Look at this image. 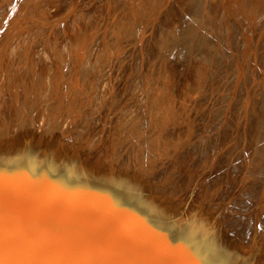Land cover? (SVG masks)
<instances>
[{
	"label": "bare ground",
	"instance_id": "1",
	"mask_svg": "<svg viewBox=\"0 0 264 264\" xmlns=\"http://www.w3.org/2000/svg\"><path fill=\"white\" fill-rule=\"evenodd\" d=\"M16 1L20 3L17 4L13 2L14 3L13 4L11 2V4L9 3L8 6L5 7V5H3L4 8H0V31L6 24H12L15 16L14 18H9V13L11 11L13 12V15L19 14L21 16L22 15L24 16V14L27 13V16H29L30 14H32V9L34 10L39 6L38 4V6L36 7L37 4H33L34 2H32V0H21V1L16 0ZM124 1L125 0H111V4H110L111 8L109 9L108 1L105 0L103 3H101V8L94 9L92 11L88 10V11L80 12L78 14L79 16L78 21H76L74 17V19L72 20L74 21V23L72 24V26L70 25L71 27L70 26L68 27V30L59 31L58 29L56 31L55 37L61 36L62 38V35L59 34H63V37L66 38L65 35L70 36L69 33H72L73 30L74 31L77 30L76 34L78 37L74 35L76 42L74 43V45H72V48L68 50L63 45L54 42L55 48L58 49L57 56L56 57L54 56L56 58L54 68L50 65L49 67H45L44 65L40 64L38 58H36L33 52L34 41L33 43H31L32 45L30 44L26 45V43L24 44L23 42H21L19 47L17 46L15 47L17 49L16 53H18L19 50L20 51L22 50V53L20 52L21 57L19 56L21 59L19 60L21 61L20 63L22 64L24 62H27L26 67L23 69L25 72L23 73L22 70V74L24 77L22 76L20 77L21 82L17 85V87L14 86V88L12 89V84L9 77L6 78L4 85L3 80L0 76V173H3L9 179L14 180L16 182V191L18 192L19 195L13 201L12 209L19 227L28 232H34L48 236L53 242L57 244H62L66 241L79 242L80 236L82 235L87 236L90 238L92 243H94L98 248L103 249L105 251L107 259L121 262V264H264V245H263L264 238L260 240L261 243L259 245L254 246L253 244L249 245L247 243H243L241 240L238 241V239H233L232 236L229 235V233H227V231L226 232L223 231L222 229L224 226L223 223H219L214 227V229L212 227H209L208 226V223L210 222L209 216L213 211L211 207L209 206L205 207L200 213H198V215H196L201 221L206 223H204L205 225L204 229H200L199 231L193 233L192 224L186 218L180 219L182 216L179 215V211H177L173 207L160 208L159 204L154 203L153 200L154 197H158L166 194H176L181 189V184H185L186 180H188V183L190 185L193 184L194 181L193 180L190 181V178L186 179V177H184L179 182V181H175L171 177L172 174L166 175V172L168 170H171L172 168L178 165V163L182 160V157L184 155L179 154L176 161L172 164V167L169 168L168 166L167 168L163 169L159 173V176L150 175L152 171L150 173L148 172L147 175L150 176L149 181L152 182L153 185L155 186L154 187L152 186L151 189L147 191H144L143 188H141L140 180L143 179L139 180V176L138 178H136L137 176L133 177L130 174L127 175L125 179H123L124 175L122 173H124L123 171L127 165L126 164H124L123 166L118 165V162H120L121 159L125 157L123 154L119 155V152L123 149L124 144L128 139L134 137L137 138L140 142L144 143L145 137L144 134L141 132V128H139L140 127L139 124L141 122L138 123L136 121V123L130 124L131 122L128 123L127 120L128 117L126 119L124 118L125 121L127 120V122L125 123L129 124L130 133H127L128 130L127 124H125L123 121L119 123L120 116L123 117L126 116L121 114H124L128 108V110L126 111L128 116V112L133 111L130 108H132L134 105L132 106V104L130 103L128 106H124L125 100L123 96H122L123 98L122 103L121 102L119 103L118 100L120 99L115 101V98L117 97L116 96L117 93L115 95L114 91H116L115 89H119V88H114L116 84V79H115V84L113 81L111 82V77L109 78L110 82L108 81H107L108 83L105 82L106 79L110 76L109 74L107 78L104 76V82L101 80L100 87L102 86V82L106 84V86L104 85L103 86L104 88L101 87L102 89L101 90L99 89L100 93L98 94L102 98L109 97V100L106 105L107 107L108 106L109 107L108 109L106 107L107 112L105 114L107 115V117L111 116L114 111L118 110V112L114 115L115 118L114 129L110 131L112 135L111 137L109 136L108 142L103 147V151L112 150V153H114L113 157H111L109 161H105L104 159V162L105 163L108 162V163L106 164L103 163L101 165V162H99L98 159H101L100 158L102 157L101 155H103L104 153L106 154V152H100L99 150H97L96 152L97 158L95 160H89V159L87 160V159H83L81 155L79 156V154L78 155L74 154L73 153L74 147L72 145L69 144L68 149L64 147L65 144L66 145L68 144L67 139L64 137V132H67L69 129H72L73 125L78 121L77 115L73 114L74 111L80 108V106H78L79 104L77 99L79 97L81 98V95L85 93L86 90L83 91V89L88 88L90 89V91L93 90V84L91 80L90 79L88 80L86 78L88 76V73L90 72L91 67L96 66L94 64L96 62L94 63L92 62V57L96 56L98 52H96L97 54L94 53L95 55L93 56L92 54L93 52L91 51H93L98 46L100 55L103 58L102 60L105 61L106 63H108V61H113L112 64L114 63V61L116 63H120V60L122 59L127 61L128 59H125V57H127V54H122L123 52L121 54H118L120 45L118 46L116 45L115 40L117 39L114 40V36H119L122 38V34H125V32H129L131 33L130 35H133L132 36L133 39H131L130 41H132L134 44L136 43V45L137 44L141 45L140 40H142L143 36L146 35V33H148L147 31L148 29H150L149 26H151L148 25V22L152 20V19L150 20V18L154 19L155 18L154 15L156 14V12L158 13L160 7L162 6V5L161 6L158 5L159 0H145V2L141 4L142 9L144 10V12L142 13L143 15L142 16L139 15L140 17L137 16L138 22H136L137 20L136 21L131 20L129 22H121L119 23V25L116 23L117 25L113 26L112 25L113 20L111 21V19L112 18L114 19L117 14V13L114 14L113 11L116 7L121 6L124 3ZM61 2H63L62 6L59 5V7L62 8L68 4V2L65 0H61ZM194 2L195 0H189L185 5H182V3H179V1L177 0L174 1L173 3L175 6H179L181 4L179 8L180 7L184 8L183 13H181L180 16H179L180 13L178 14L179 16L178 18L180 19L179 20L180 24H177V20H175L174 17L168 18L167 15H166L167 17L162 16L163 18L161 22H159V27L153 29L151 26V29L153 30L151 31L150 37H148V41L146 37L145 49L147 50V54L151 55L152 58H150L147 61L148 69L146 70L145 75H143L141 81L139 82L140 91H143V95H144V91L146 92V95L143 97V99H141L142 101L140 100L146 106L145 114L141 118L144 117L146 121L148 122L152 121V123L153 121H155L154 123H156L157 131L155 133L152 132L153 135L151 136L149 135L148 142H150V145L153 147V149H151L152 147L149 145L150 150L144 157L143 159L144 162L147 161L148 159L151 160L154 154L158 156L165 155V151L167 149H173V148L176 149L175 147H177L178 145H179L178 147H180V144H183V142L185 141V135L189 131H191L192 128H194L193 124L196 122V121L194 122V120H197L195 119L197 118L195 116H194L195 118L193 119V115L191 114L190 111L192 105L196 103L195 95H194L195 92L199 93L201 90L206 89L207 87L209 88L211 82L213 80L215 81L214 76L217 74V72H221L220 70L216 69L217 67L212 68L213 70L210 68V66L213 64V63L212 64L210 63L211 65L209 64L212 56L206 55L205 53L209 51L208 50L209 45L206 42H205V47L202 48L195 56H193L194 59L191 67L189 66V63L185 64L186 58L188 59L187 50H189L188 47L191 46L189 45L191 39H187V38L190 35L196 36L197 31H199L198 30L199 14H197L196 11L194 10L195 9ZM127 5L128 4H126V6ZM196 5H198V3ZM42 8L43 7H41V9ZM131 8L132 7L130 6V11H132ZM38 9L40 10V8ZM28 13L30 14L28 15ZM103 13H107L106 15L109 16L108 18L109 31L104 39L98 40L96 37H94L96 34L94 35V33L89 34L85 32L87 31L85 27H87L89 24L91 25L94 21L100 19L99 17L102 16ZM132 13L133 11L131 12V14ZM166 13L168 12L166 11ZM203 13L204 11L202 12V14ZM46 15L40 14L39 16L45 18ZM200 16L201 18H203L201 14ZM202 20L199 21V23L200 22L202 23ZM183 25L186 26L185 29L187 30L191 29V31L189 32L186 30L187 34L189 33L188 35L183 33L185 32V30H183L182 27ZM12 27L14 28L13 25ZM32 28L30 27L29 29ZM83 28L85 29L84 31L85 33L78 35V30L80 31ZM39 29L41 30L42 28L39 27ZM204 29L205 28H203L202 30ZM8 32H10V34L12 35V31L10 29L8 30ZM25 33H27V31H25ZM181 33L183 34L181 35ZM204 34L205 32L203 34L199 33L201 37L200 39L205 37ZM177 35H180L179 38L177 37ZM205 35L207 37V34ZM7 36H9L8 33L5 34L3 38L0 39V45H1L0 61H1V56L3 54L2 52L3 50L1 49H3L4 47V43L3 44L1 43L5 38H7ZM210 36L212 37V35H209V37ZM124 37H126V35L123 36V38ZM180 38H181L180 44L182 43L181 45L179 44ZM205 38H203L204 40L202 41H205ZM213 38H216L215 35L213 36ZM197 39L199 40V38ZM197 39L194 40L196 41ZM63 40L65 39H62V41L60 40V42H63ZM113 40L115 41V43H113ZM174 40L178 41L179 45L176 46ZM93 45L96 47L94 48ZM206 45H208V47H206ZM83 46L85 47L86 56L84 58L81 57L80 59L79 54L81 53V49ZM129 46L130 44L128 45V47ZM91 47L94 49H92ZM192 47L193 46H191V48ZM26 48L28 49V51ZM196 48H198L197 45L194 46L195 53L197 50ZM129 50L130 49H128V51ZM211 51L212 50L210 49V52ZM222 51H224V49H222L221 52ZM25 52H28L27 60L25 58L26 56H24ZM128 54L130 53L128 52ZM169 55L172 56V59L171 56L169 57ZM98 57L100 56L97 55L96 59H98ZM101 57L99 59L100 61H101ZM147 57L149 58V56ZM177 57H180L181 59L182 58L185 59L184 60L185 65L182 66L184 71H186V69L191 70V78L190 79L188 78L189 80L187 81L184 82L181 81V75L178 74V72H176L173 69L174 62H172V60L173 58L175 59ZM190 60L191 59H189V61ZM139 61L142 62V60ZM58 63H63L66 66L72 64L74 66V64H77V67L79 68L77 75L78 79L80 80L79 87H77L74 84L70 85V82L68 80L69 78L68 73L65 76L61 75V72L63 73V71L60 72L62 68L61 69L59 68ZM125 63L127 64V62ZM113 67L115 68V66ZM119 68L122 67L118 66V69ZM127 68L124 69L123 71L127 70ZM102 70L104 71L105 69ZM103 71L102 72L100 71L101 72L100 75L106 72ZM123 71H121V73ZM116 72L114 70V73ZM119 72L117 74L122 76L124 79V76L121 75V73L119 74ZM204 72L205 74H203ZM19 73L20 72H18V74ZM127 73L124 75H127ZM92 74H94V72ZM117 74H115L114 77ZM8 75L9 74L7 73V76ZM63 76L65 81L61 82V84H58L56 81L57 80L59 81V79L62 80L61 78ZM65 77L67 78L65 79ZM100 77L101 76H99V79ZM127 77L128 75L125 76V79ZM210 77L212 81H210ZM137 79L136 82H138ZM84 80H87V82H84ZM118 80H120V78L117 79V82ZM58 85L61 95L65 96L63 98L70 99L69 104L66 103L63 105L61 102L64 99L60 100L59 97L54 96L55 92L57 91ZM212 85H211V89H212ZM98 87L99 85H96V88ZM99 90L97 92H99ZM58 94L60 96V93ZM86 94L88 95V93L86 92L84 94V96H86L85 98H87ZM89 94H92V92H89ZM84 96H82L83 99ZM101 97L98 98L101 99ZM97 99H95V103L96 101H98ZM82 100H80V102ZM112 101L118 102L121 105L118 106L119 104L117 103L116 105L117 108H116L115 106H112L114 105L112 104L113 103ZM80 105L82 106V104ZM41 106H45L46 109L50 107L51 111L49 110L48 113H44L43 111H41ZM54 107L55 109L58 108L57 109L58 111H56ZM110 107H112L113 109L111 110ZM114 107L116 108L115 110ZM136 107L139 106L136 105ZM251 107L254 108L255 114H257L258 117L255 123L253 122L254 124L252 125V129H250V131L248 132V136L251 137L257 135L260 136L259 144H258L259 151L256 153V156L254 158L255 161L259 162L260 160L264 159V95L257 98L256 101L254 100ZM133 108L135 109V107ZM109 109L111 110V113ZM122 109H125L124 112H121L123 111ZM135 111H138V109L137 110L135 109ZM135 111L132 113L129 112L130 113L129 116L132 117L133 113H134L133 116H135V114H137V112L135 113ZM89 112H90L88 113L89 115L92 114V110H90ZM84 120L85 121L81 120L83 128H87L89 124L88 121L89 119L85 118ZM152 123H150L151 125L148 123L150 129ZM215 142H216L215 139L211 141L210 147H212L214 144L217 145V142L216 143ZM138 150L140 149L138 148ZM195 150L196 147L193 145L190 151L189 150L188 151L189 153H192ZM245 152L246 151L243 150V152L240 153V155L238 156V159L235 161L233 165L234 168L233 172L236 169L241 170L243 168H248L251 171V176L255 180L254 183L255 185L252 184L250 193L252 195H257L259 194L260 188L262 186L263 181L261 182L262 180L261 177L263 178L264 176L263 175L264 173L262 171L264 167L263 165L260 166V162L255 165H249L245 159ZM237 153L235 154V156L237 155ZM57 157L61 160V162L58 164V168L54 169V167L57 165L56 164ZM67 157L70 158L67 159ZM75 158L77 159L79 158L80 160L83 159L82 161L80 160L79 161L80 164H82L86 168V170L84 169H82L81 171L72 170L71 165L73 163H77V161H74ZM158 162L155 160V163L157 165H159ZM161 165L163 167V164ZM117 166H119L118 169L116 168ZM33 167H36V170H34ZM230 168L231 166L229 167V169ZM52 169L56 171L53 173ZM259 174H261L260 175L261 177L257 181L255 178L258 177ZM145 177L146 176H144L143 178L144 179L148 178V176L147 178ZM161 177H163L164 179L163 181L169 180L171 181V183L169 182L168 184V182L167 183L164 182V184H168V185L158 184L159 182L157 180L160 179ZM192 177H195V175L194 174L191 175V178ZM209 180H210V184L207 185L206 187L207 189L206 191L208 192H205V194L203 193L204 196L202 199L204 201H206L209 198L210 192L216 191V189L218 190L220 188L218 187V185L214 184V179H211L210 177ZM38 181H42L43 185L38 184L39 183ZM122 181L128 187L123 186L122 184L124 183ZM36 182H38L37 183L38 185L36 184ZM119 182H122L120 183L121 185L119 184ZM143 182H144L143 183L144 186V184L146 185L148 181L146 182L144 180ZM231 182L232 183L230 184H233L235 180L232 179ZM149 183L147 184V187L148 185H150ZM201 188H199V191H202ZM254 200H255L254 198H247L244 201L247 205L249 204L251 206L253 205V203H255ZM246 207L248 208V206ZM176 216L177 219H175ZM244 219L245 221L244 220L238 221L239 227H241L238 234H241L242 237H245L246 235L245 233L242 232L245 231L246 233L248 232V234H250L256 223V222L253 223V218L251 217L250 218L246 217ZM262 223H263L262 226L264 227V219L262 220V222L260 221V224ZM260 228L262 227L260 226ZM247 236H249L250 238V235Z\"/></svg>",
	"mask_w": 264,
	"mask_h": 264
},
{
	"label": "rangeland",
	"instance_id": "2",
	"mask_svg": "<svg viewBox=\"0 0 264 264\" xmlns=\"http://www.w3.org/2000/svg\"><path fill=\"white\" fill-rule=\"evenodd\" d=\"M19 1H21V0H19ZM54 1H56V0H32V2H34L33 4H37L36 7L38 6V4H39V6L34 9V10L37 9L36 11H34L32 9V14L28 13V15L30 14L29 16H27V13L24 14V16L23 15L21 16L19 14L13 15L12 11L9 13V18H14V16H15V18L13 19L12 24H6L2 28V30L0 31V33H1L0 39L3 38V36L5 34H7V33L9 34V36H7V38H5L3 40V42L1 43V44L4 43V47H3V49H1V50H3L2 51L3 54L1 56V61H0V76L3 80L4 85H5L6 78L9 77L11 84H12V89H13L14 86L17 87V85L21 82L20 77L21 76L24 77L22 74V70L26 67L27 62H24L22 64L20 63L21 61H19V60H21L20 57H21L22 50L20 51L18 49L19 52L16 53V51H17V49L15 48L16 46L19 47L21 42H23L24 44L26 43V45H29V44L32 45L31 43H33V41H34L33 52H34L36 58H38L40 64L44 65L45 67H49V65H50L54 68L55 62H56L55 57L57 56V53H58V51H57L58 49L55 48L54 42H57L58 44L63 45L68 50V49H71L72 45H74V43L76 42L75 36H77V34H76L77 30H75V31L73 30L72 33H69L70 36L65 35L66 38H64L63 34L58 33L59 35H62V38H61V36H59V37L57 36L58 37L57 38V37H55L56 31L58 29H59V31L60 30H63V31L68 30V27L70 25L72 26V24L74 23V21H72L74 19V17H75V20L78 21V19H79L78 14L80 12H84V11H88V10L92 11L94 9L101 8V3H103L105 0H101V1L100 0H74V1L73 0H65L68 2V4L63 8L59 7V5L62 6V3H63V2H61V0H58L56 2H54ZM107 1H108L109 9H110L111 8V5H110L111 0H107ZM160 1H161V3H160ZM174 1H176V0H159L158 5H160V6L162 5V6L160 7V10L158 11V13L156 12V14L154 15L155 18L154 19L150 18V20L151 19L152 20L149 21L150 23L148 22V25H151L153 29L157 28V27H159V22H161L162 18L167 17V16H168V18L174 17V19L177 20V24H180V22H179L180 19L178 17L181 15V13H183L184 8H182V7L179 8V6L181 4L179 6H175L173 3ZM177 1H179V3H182V5H185L187 3V1H189V0H177ZM11 2L12 3L14 2L17 4L20 3L16 0H1L0 1V8H4L3 5H5V7L8 6L9 3L11 4ZM136 2L137 3L139 2V3L137 4ZM143 2H145V0H143V1L142 0H125L121 6L116 7L117 9L116 8L114 9L113 13L114 14L117 13V14H116V17L114 19L113 18L111 19V21L113 20L112 25L113 26L117 25V24L119 25V23H121V22H129L131 20H134V21L137 20L136 22H138V17H140L139 15L142 16L143 15L142 13L144 12V10L142 9V6H141V4ZM79 3H81V4H79ZM197 3H198V5H196ZM126 4H128V5L126 6ZM194 4H195L194 10L196 11L197 14H199L198 20L201 21L203 19L202 23L200 22L201 25L198 21V24H199L198 30L200 32L197 31L196 36L190 35L189 36L190 38L189 37L187 38V39H191V41L189 42V45L193 46L192 48H191V46L188 47L190 50V51L187 50L188 59L186 58V60H185L184 58L181 59L180 57H177V58H175L176 59L175 60L173 58V60H172V62H174L173 69L176 72H178V74L181 75V81L184 82V81L189 80L191 78V70L186 69V71H184L182 66L189 63V66L191 67L193 59H194L193 56H195L202 48L205 47V42H206L209 45V47H208V45H206V47L209 48L208 49L209 51L205 52V53H206V55L212 56L209 64L213 63L212 64L213 66L210 64L211 65L210 68L212 69V68L217 67L216 69L220 70L221 72H217L216 75L214 74L215 75L214 76L215 81L214 80L212 81L211 77H210V81H212L210 86H209L210 89L207 87L208 89L207 88L203 89L199 93H196L194 91L196 103L194 105H192L190 111H191V114L193 115V119L195 117H197V118H195L197 120H194V122L196 121L193 124L194 128H192V130L189 131L185 135V141L183 142V144H180V147H178L179 145L177 147H175L176 149H174V148L173 149H167L165 151V155H162L165 157L158 156V155L154 154L152 156L153 160L148 159L145 162L143 160L144 157L146 156V154L150 150V147H149L150 142H148L149 135L151 136V135H153V133H155L157 131L156 123H154L155 121H153V123H152V121H149V122L146 121V119L144 117L141 118L142 116H144L145 110H146V106L144 103L141 102L142 101L141 99H143V97L146 95V92L144 91V95H143V91H140L139 82L143 78V75H145L146 70L148 69L147 68V61L150 58H152L151 55L147 54V50L145 49L146 37H147V41H148V37H150L151 31L153 30V29H151V26H149L150 29H148V27H147L148 33H146V35H144L143 38L141 37L142 38V40H140L141 45H139V44L136 45V43L134 44L132 41H130L131 39H133V37H132L133 35H130L131 33H129V32H125V34H122V38L119 36H114V40L117 39V40H115L116 45L117 46L120 45V49H119L118 54H121L122 52H123L122 54H127V57H125L126 55L124 56L125 59H128L127 61L122 59V60H120V63H116L115 61L113 64H112L113 61H108V63H106L105 61L102 60L103 58L100 55L99 47L98 46L96 47L94 45H93L94 48L96 47L97 49L96 48L94 49L91 47L92 49L96 50V51L90 50L91 52H93L92 53L93 56L95 55L94 53L98 52V54L97 53L96 54L101 57V61H100L99 60L100 57H98V59H96L97 55L94 57H92L90 55L92 57L93 63L94 62H96V63L100 62L97 64L94 63L96 66H93L91 64L93 66V67H91L90 72H89L91 74L88 73V76L86 78L88 80L89 79L91 80V82L93 84V90L90 91V89H88V88L83 89V91L86 90L85 93L86 92L88 93V95L86 94L87 98H85L86 97V96H84L85 93L82 91L84 94L81 95V98L79 97L77 99L78 104H79L78 106H80V108L77 109L76 111H74L73 114L77 115L78 121L73 125L72 129H69L67 132H64V137L67 139L68 144L64 145V142H63V145L66 149L69 148V146H68L69 144L72 145L74 147L73 153L77 154V155L79 154V156L81 155L83 159H87V160L88 159L89 160H95L97 158V155H96L97 150H99L100 152H106V154L105 153L103 154L104 156L101 155L102 156V157H100L101 159H98L99 162H101V165L103 163H105L104 159H105V161H109L111 159V157H113L114 153H112V150L103 151V147L108 142L109 136L111 137V135H112L110 131H112L114 129V123H115L114 115L118 112V110H116V111H114V110L117 108L116 105L118 102L112 101L113 102L112 104H114L112 106H115L116 108L114 107V110H113L114 112L111 115L112 117L111 116L107 117V115H105V114L107 112V110H106L107 106L106 105H107V102L109 100V97H103L102 98L98 94V93H100V90L102 88H104L103 86L104 85L106 86V84L103 83L104 82V76L107 78L108 74H109L110 76L107 78L108 80L105 78L106 79L105 82H107V81L110 82L109 78L111 77V82L113 81L115 84V79H116V84H115L114 88H119V89H115L116 91H114L115 95L117 93L116 96L118 97V98L117 97L115 98V101L118 99H120V100L122 99L121 101L118 100L119 103L120 102L122 103L123 98H124V100H125L124 106H128L131 103L132 106L134 105L133 107H135L136 110L138 109V111H135V109L133 107L130 108L131 110H133L132 112H134V111H135V113L137 112V114H135V116H133L134 113L132 114V117L134 118L133 119L131 116H129V114L132 112L129 111L130 113L128 112V116H127V112H126L128 110V108H127V110L125 111L126 114L125 113L121 114V115H126V116L125 117L120 116L119 123L121 121H123L125 123V122H127V120H128V123L131 122L130 124L136 123V121L138 123L141 122L139 124V126H140L139 128H141V132L144 134V137H145L144 143L140 142L137 138H134V137L128 139L124 144V147H123L124 150L122 149L119 152V155L123 154L125 157H123L121 159V161L118 162V165H120V166H123L124 164L127 165L123 171L124 173H122L124 175L123 179H125L127 177V175H130V174L133 177L137 176L136 178H138V176H139V180L143 179V180H140L141 188H143L144 191H147V190L151 189L152 186L153 187L155 186V185H153L152 182L149 181L150 176L147 175L148 172L150 173L152 171L150 173V175L159 176V173L163 169L167 168L168 166H169V168L172 167V164L176 161L179 154L184 155L182 157V160L178 163V165L176 167L172 168L171 170H168L166 172V175L172 174L171 177L175 181H179V182L184 177H186V179L190 178V181H192V180L194 181L193 184L190 185L188 183V180H186V183L181 184V189L176 194H166V195L154 197L153 198L154 203L159 204L160 208L173 207L177 211H179V215L182 216V217L180 216L181 217L180 219L186 218L192 224L193 233H195L196 231H199L200 229L205 228L204 223H206V222L201 221L198 218V216H196V215H198V213H200L205 207L209 206L213 209V211L211 212V214L209 216V219H210L209 220L210 222L208 223L209 227H212L214 229V227L216 225H218L219 223H223V225H224L222 228L223 231L224 232L227 231V233H229V235H231L233 239H238V241L241 240L243 243H247L249 245H251V244H253L254 246L259 245L261 243L260 240L262 238H264V227L262 226L263 223L260 224V221L262 222V220L264 219V208H263L264 207V203H263V201H264V176L262 178L260 176L262 174L261 173L258 175V177L255 178L258 181V179L261 177V179H262L261 182L262 181L263 182H262V186L260 188L259 194L252 195L250 192H251L252 184L255 183V180L251 176V171L248 168H243L241 170L236 169L233 172V169H234L233 165H234L235 161L238 159V156L240 155V153H242L243 150H245L246 151L245 152V159L249 165H255V164H258L260 162V166L263 165V167H264V159L260 160L259 162L254 160L256 153L259 151L258 144H259L260 136L259 135L253 136V137L248 136V132L250 131V129H252V125L255 123V121L258 117V115L255 114V110H254V108L251 107V105L253 104L254 100L256 101L257 98L264 95V0H210V3H209V0H199V1L195 0ZM200 4H202V5H200ZM129 5L132 7L131 9L133 11V13H132L133 15L131 14L132 11H130ZM135 5H137V6H135ZM41 7H43V8L41 9ZM201 7H204V8H201ZM38 8H40V10ZM45 8H46V10H45ZM124 9H125V11H124ZM43 10H45V11H43ZM115 10H117V11H115ZM127 10H129V11H127ZM137 10H139V11H137ZM42 11H43V13H42ZM166 11L169 14L166 13ZM203 11H204V13L202 14ZM237 13H239V14H237ZM40 14L41 15L47 14L48 17L46 15L45 18H42V16H39ZM106 14L107 13H103V15L99 17L100 19L94 21L91 25L89 24L88 25L89 28H88V26L85 27V29L87 31H85L84 28L80 30L81 32L78 30V35L85 33V32H87L89 34L94 33V35L96 34L97 36L96 35L95 36L92 35V36L96 37L98 40L104 39L106 34L109 31V24H108L109 16ZM178 14H179V16H178ZM200 14L202 15L203 18H201ZM73 15H75V16H73ZM237 15H240V16H237ZM248 16H250V17H248ZM251 18H252V21H251ZM154 21H156V22H154ZM32 22H33V24H32ZM39 22H40V25H39ZM207 22H208V25H207ZM6 23H7V21H6ZM247 23H248V25H247ZM155 24H156V26H155ZM187 24H188V22H187ZM187 24H185V25H187ZM214 24H215V26H214ZM12 25L14 26V28L12 27ZM29 26L31 28L32 27L33 28L29 29L30 28ZM39 27H41L42 29L40 30ZM182 27H183V30H185V32H183V33L188 35L189 33L187 34V31L189 32V31H191V29H188V30L185 29L186 26H184V25ZM12 28H13V30H12ZM203 28H205L206 30L205 29L202 30ZM6 29H8V30L10 29L12 31V35ZM25 31H27V33H25ZM52 31H53L54 35L52 34ZM101 31H103V32H101ZM69 32H70V30H69ZM95 32H97V33H95ZM204 32H205V34H207V37L204 34V36L206 38L203 37V38H205V41H202L204 39L203 38L200 39L201 37H200L199 33L203 34ZM3 33H5V34H3ZM183 33H181V35ZM50 34H52L53 36ZM103 34H105V35H103ZM125 35L127 38L126 37L123 38V36H125ZM209 35H212V37L211 36L209 37ZM214 35L218 40L216 38H213ZM179 36L180 35H177L178 38H179ZM197 38H199V40L202 41V44H201V41H199ZM62 39H65V40H63L64 43L60 42V40L62 41ZM192 39H193V41H192ZM194 39H197L199 42L197 40L195 41ZM212 39H214V40H212ZM114 40H113V43H115ZM180 41H181V38L179 40V44H180ZM174 42L176 43V46L179 45L178 41L174 40ZM196 42H197V44H196ZM223 42H225V43H223ZM128 43L130 44L129 47H128V45H129ZM199 43H200V45H199ZM131 44H132V46H131ZM203 44H204V46H203ZM195 45H197V47L199 48V49L196 48L197 49L196 53L194 51ZM50 47H52V48H50ZM132 47H133V50H132ZM48 48H49V50H48ZM127 48L130 49L131 51L130 50L128 51ZM221 48L224 49V51H222L223 53L221 52V50H222ZM226 48H228V49H226ZM210 49L212 50L211 52H210ZM27 51H28V49H27ZM55 51H57V52H55ZM54 52L56 53V55ZM128 52L130 54H128ZM36 53H37V55H36ZM27 54H28V52L24 53V56H26L25 57L26 60L28 58ZM49 55H50V58H49ZM79 55H80V59H81V57L84 58L86 56L84 46L82 47L81 53ZM144 55L149 56V58L147 56H144ZM170 56L171 55H169V57ZM171 59H172V56H171ZM189 59H191V60L189 61ZM47 60H48V62H47ZM130 60H132V61H130ZM139 60H142V62ZM184 60L186 61V63ZM124 61L127 62V64ZM139 63H141V64H139ZM7 64H8V66H7ZM121 64H124V65H121ZM125 64H126V66L129 65V66H127L128 68L125 66ZM58 65H59L60 69L62 68L60 70V72L63 71V73L61 72V75L65 76L68 73L69 78L72 76L70 79L68 78L70 85L74 84L77 87H79L80 80L78 79V76H77L79 68L77 67V64H74V66H73V64L66 66L63 63H58ZM113 66H115V68ZM118 66L122 67V68L124 67V68L118 69ZM140 66H141V68H140ZM175 66H176V69H175ZM125 67L127 68L128 71L127 70L123 71L124 69H126ZM6 69H8V70H6ZM102 69H105L104 71H106V72L104 74L107 73L106 74L107 76L104 75L103 73H102V75H100V73L103 71ZM221 69H223V70H221ZM114 70H115V72L116 71L117 72L114 73ZM119 70H120V72H119ZM11 71H12V73H11ZM16 71H17V74H16ZM121 71H123V72L121 73ZM18 72H20V73L18 74ZM24 72L25 71L23 70V73ZM93 72H94V74H92ZM112 72L114 73V75L117 74L118 72H119V74L121 73V75L124 76V79L122 76H120L118 74H117L118 76L116 75L114 77ZM125 72L126 73L128 72L127 73L128 77L126 79H125V76H127V75H124V74H126ZM7 73L9 74L8 76H7ZM139 73H140V75H139ZM203 74H205V72ZM233 74H234V76H233ZM4 76H6V77H4ZM10 76H11V78H10ZM64 76L61 78L62 80L59 79V81L57 80L56 82L58 84H61V82H64L65 81ZM99 76H101L100 79H99ZM229 76L232 78H230ZM66 78L67 77H65V79ZM118 78H120V80L122 79L123 81L121 80L122 81L121 82L120 80H118V82H117ZM136 79L138 82H136ZM222 79H223V81H222ZM101 80L103 81L102 86H101L102 88L100 87ZM119 81H120V83H119ZM84 82H87V80H84ZM212 83H213V85H212ZM14 84H16V85H14ZM181 84H182V82H181ZM96 85H99L100 88L99 87L96 88ZM116 85H117V87H116ZM136 85H137V87H136ZM211 85H212L213 90L211 89ZM95 88L98 90L100 89L99 92H97L98 90H96ZM95 90H96V92H95ZM89 92H92V94H89ZM205 92L207 93V96H206ZM58 93H60V96ZM141 95H142V97H141ZM54 96L59 97L60 100L64 99L61 102L63 105L66 103H68V104L70 103V99L63 98L65 96L61 95L59 85H58L57 91L55 92ZM82 96H84V99L82 98ZM122 96H123V98H122ZM73 97H76V96H73ZM98 97H101V99ZM95 99L98 100V101H96V103H95ZM80 100H82V101L80 102ZM56 103H58V102H56ZM138 103H139V105H138ZM80 104H82V106ZM120 105L121 104H119L118 106H120ZM136 105L139 107H136ZM206 106H207V108H206ZM108 107H107V109H108ZM44 108H45V106H41V111H43L44 113H48L50 110V107L47 109L46 108L44 109ZM110 108H111V110L113 109L112 107H110ZM54 109H55V107H54ZM57 109L58 108H56L55 110L58 111ZM55 110H53V111H55ZM90 110H92V114L89 115L88 113H90L89 112ZM111 110L109 109L110 113H111ZM122 110L123 111H121V112H124L125 109H122ZM79 114H81V115H79ZM250 114L251 115L253 114V115L251 116ZM130 117L132 120L130 119ZM85 118L89 119L88 120L89 124H88L87 128H83V125L81 122V120L85 121L84 120ZM124 118L125 119L127 118V120L125 121ZM144 122H146V123H144ZM124 123H122V124H124ZM128 123H125V124L128 125L127 133H130ZM148 123L149 124L152 123V126L154 124L153 127L151 126L152 130L150 129V126ZM77 125H78V128H77ZM146 129H148V130H146ZM100 135H101V137H100ZM214 139L217 142V145L214 144L212 147H210L211 146L210 142L213 141ZM242 139H244V140H242ZM239 141L241 142V144ZM131 142H132V144H131ZM135 142H137V143H135ZM191 145L192 146L194 145L196 147V150L192 153H189L190 149L192 148ZM236 145H238V146H236ZM138 148L140 150H138ZM151 149H153V147ZM236 149H238V150H236ZM239 149H240V151H239ZM151 151H153V150H151ZM237 152H239V153H237ZM236 153H237V155L235 156ZM69 158L70 157H67V159H69ZM106 158H107V160H106ZM58 159L59 158L57 157V162H56L57 165L54 167V169H57L58 164L61 162V160L60 159L58 160ZM83 159H81V160L79 158L74 159V161H77V163H73L71 165V168L73 171H81L82 169L86 170V168L82 164H80V161H82ZM155 160L157 162L160 161V162H158L159 165H157L155 163ZM161 161H162V163H161ZM106 163H108V162H106ZM160 163L163 164V167ZM154 164H156V165H154ZM79 165H81V166H79ZM230 166H231V168L229 169ZM223 167H225V168H223ZM116 168L118 169L119 166H117ZM33 169L36 170V167H33ZM54 169H52L53 173L56 171ZM263 169H262V171L264 173ZM59 171H61V170H59ZM259 171H260V169H259ZM193 174L195 175V177L191 178V175H193ZM144 176H146L145 178H147V176H148V178L144 179L143 178ZM210 177H211V179H214V184L218 185V187H220V188L218 190L216 189V191L210 192L209 198L206 201H204L202 199L204 196L203 193L205 194V192H208V191H206L207 190L206 187H207V185L210 184V180H209ZM220 177H222V178H220ZM219 179H220V181H219ZM232 179L235 180V182L233 184H230V183H232L231 182ZM144 180L146 182L148 181L147 184L150 182L149 183L150 185H148V187H147V184L146 185L144 184V186H143ZM163 180H164L163 177L158 179L157 180L159 182L158 184L168 185L169 182L171 183V181H169V180L168 181H166V180L163 181ZM208 180H209V182H208ZM38 182H36V184L37 183L42 184V181H38ZM122 182H119V184ZM161 182H163V183H161ZM164 182H166V183L168 182V184H164ZM122 185L125 187H128V186H126L125 183ZM199 188H201L202 191H199ZM195 191H197V192H195ZM198 191L200 192V194ZM247 198H254L255 203H253V205H251V206L249 204L247 205L244 201ZM246 206H248V208ZM246 217L247 218H250V217L253 218V223L254 222H256V223H255V226L253 227V230L251 231V233L249 232L250 234H248V232L246 233L244 231L242 233H245L246 235H245V237H242L241 234H238L239 230L241 229V227H239L238 221H242V220L245 221L244 218H246ZM175 219H177V216L175 217ZM203 220H204V218H203ZM260 226L262 228H260ZM224 229H226V230H224ZM259 229H262V230H259ZM257 234H259V235H257ZM247 235H250V238ZM263 245H264V243H263Z\"/></svg>",
	"mask_w": 264,
	"mask_h": 264
},
{
	"label": "snow or ice",
	"instance_id": "3",
	"mask_svg": "<svg viewBox=\"0 0 264 264\" xmlns=\"http://www.w3.org/2000/svg\"><path fill=\"white\" fill-rule=\"evenodd\" d=\"M16 182L0 173V264H121L106 258L87 236L79 242H53L48 236L21 229L12 203Z\"/></svg>",
	"mask_w": 264,
	"mask_h": 264
}]
</instances>
